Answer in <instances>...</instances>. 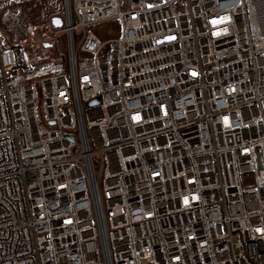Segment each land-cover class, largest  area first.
<instances>
[{"label":"built area","instance_id":"1","mask_svg":"<svg viewBox=\"0 0 264 264\" xmlns=\"http://www.w3.org/2000/svg\"><path fill=\"white\" fill-rule=\"evenodd\" d=\"M64 5V62L0 30V264H264V0Z\"/></svg>","mask_w":264,"mask_h":264},{"label":"rangeland","instance_id":"2","mask_svg":"<svg viewBox=\"0 0 264 264\" xmlns=\"http://www.w3.org/2000/svg\"><path fill=\"white\" fill-rule=\"evenodd\" d=\"M65 13L64 0H16L0 11V30L14 44L24 47L28 63L66 60L68 47L65 34L52 27L54 17ZM77 18L75 23H77ZM102 41L119 36L117 22L90 28ZM80 34V30L76 31Z\"/></svg>","mask_w":264,"mask_h":264},{"label":"water","instance_id":"3","mask_svg":"<svg viewBox=\"0 0 264 264\" xmlns=\"http://www.w3.org/2000/svg\"><path fill=\"white\" fill-rule=\"evenodd\" d=\"M52 24L54 25V27L56 29H62L63 28V20L62 18H59V17H54L53 18V21H52ZM175 39V36H170V37H166L164 39H160L158 40V43L161 44L163 42H168V41H171V40H174ZM100 98H97L91 102L88 103V107H94V106H97L100 104Z\"/></svg>","mask_w":264,"mask_h":264},{"label":"bare ground","instance_id":"4","mask_svg":"<svg viewBox=\"0 0 264 264\" xmlns=\"http://www.w3.org/2000/svg\"><path fill=\"white\" fill-rule=\"evenodd\" d=\"M65 6V5H64ZM63 20V19H62ZM53 21V20H52Z\"/></svg>","mask_w":264,"mask_h":264}]
</instances>
